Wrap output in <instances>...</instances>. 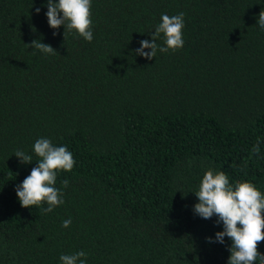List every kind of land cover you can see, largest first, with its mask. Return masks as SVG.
Instances as JSON below:
<instances>
[{"label": "trees", "instance_id": "1", "mask_svg": "<svg viewBox=\"0 0 264 264\" xmlns=\"http://www.w3.org/2000/svg\"><path fill=\"white\" fill-rule=\"evenodd\" d=\"M261 10L264 0H92L87 42L48 27L47 0H0V264H61L81 250L86 264H227L231 241L214 242L223 226L193 213L194 194L208 168L264 193ZM180 12L182 48L135 55L162 14ZM34 40L57 55L25 47ZM39 138L76 161L47 214L15 193Z\"/></svg>", "mask_w": 264, "mask_h": 264}, {"label": "clouds", "instance_id": "2", "mask_svg": "<svg viewBox=\"0 0 264 264\" xmlns=\"http://www.w3.org/2000/svg\"><path fill=\"white\" fill-rule=\"evenodd\" d=\"M92 0H47L46 18L48 27L56 30L64 28L63 36L76 34L87 42L93 40ZM35 12L39 14L40 9ZM184 17L185 13L176 15L162 14L160 23L155 27L151 40H142L135 50V55L146 60H152L157 52H175L184 46ZM257 24L264 29V10H261ZM56 32L53 31V36ZM160 40L161 44L157 41ZM45 56L57 55L56 51L48 44L39 40L31 44H24ZM147 49L148 51H145ZM35 55V52L32 53ZM261 139L250 149L249 159L253 155H260ZM33 152L38 158L36 166L30 174L15 188L16 197L22 208L35 206L42 214L52 212L64 203L63 193L55 185L61 171L71 172L76 161L67 146H55L48 138H39L33 145ZM14 156L22 164H31L33 157L24 151L16 150ZM245 168L247 162H245ZM240 171H244L241 168ZM246 174V173H245ZM68 180L62 182V187L67 188ZM197 203L193 206V213L202 219L208 220L217 217V224H222L223 231L215 233V241L224 243L227 237L231 241L228 249L230 255L227 264H264V254L258 251L260 242H264V193L248 181L230 183L229 177L223 171L208 168L199 182L195 192ZM46 204L47 207H41ZM71 218L62 222V227H70ZM212 243V238H207ZM61 264H86L87 253L83 250L74 254H62L59 257Z\"/></svg>", "mask_w": 264, "mask_h": 264}]
</instances>
